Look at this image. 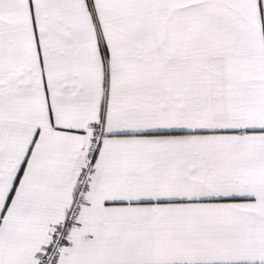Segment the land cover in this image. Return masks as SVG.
I'll return each mask as SVG.
<instances>
[{
	"label": "snow or ice",
	"instance_id": "6c2138e0",
	"mask_svg": "<svg viewBox=\"0 0 264 264\" xmlns=\"http://www.w3.org/2000/svg\"><path fill=\"white\" fill-rule=\"evenodd\" d=\"M0 264H264V0H0Z\"/></svg>",
	"mask_w": 264,
	"mask_h": 264
}]
</instances>
